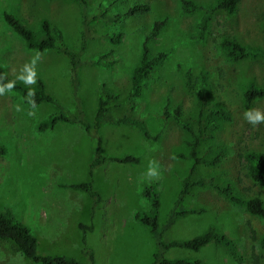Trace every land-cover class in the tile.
Listing matches in <instances>:
<instances>
[{
  "label": "rangeland",
  "instance_id": "1",
  "mask_svg": "<svg viewBox=\"0 0 264 264\" xmlns=\"http://www.w3.org/2000/svg\"><path fill=\"white\" fill-rule=\"evenodd\" d=\"M180 1L0 0V67L8 78L27 85L41 79L54 98L52 103L30 106L19 94L0 88V143L6 149L0 154V210L10 209L29 228L37 239L38 254L89 263V250L92 264H153L156 241L149 228L134 219V213L149 210L150 202L141 190L144 184L155 182L162 240H186L212 227L235 242L238 257L233 259L225 247L210 242L197 251L170 247L163 252L165 258H196L204 264H262L264 249L259 239L264 236V219L209 189L192 188L178 205L203 212L179 216L166 227L180 181L193 159L188 157L189 133L172 117L166 118L163 108L167 106L171 112L179 106L181 120L197 132L200 115L191 88L201 75L205 76V109L225 108L230 118L216 119L218 127L201 139L198 149L202 158L213 157L222 149L225 156L216 166L199 165L196 176H211L219 184L231 182L236 194L245 198L259 194L264 203V187L248 177L244 159L249 150L264 155V121L253 125L245 115L254 117L258 112L264 116V98L255 100L250 109L243 104L248 82L264 86V59L233 62L219 44L229 37L264 47V0H240L233 14L216 9L203 38L197 33L201 10L214 7L219 0H191L201 10L188 12ZM136 3L149 4V10L127 14ZM4 13L13 14L32 30L46 20L52 34L73 52H80L84 43L77 92L68 58L55 49L27 48L5 23ZM156 20H165V24L149 47L151 53L165 51L167 55L145 80L129 113L142 119L158 138L147 139L132 126L109 123L93 135L78 124L65 122L37 129L40 121L60 110L75 115L81 112L91 121L102 84L118 95L119 107L112 115L125 113L130 74ZM116 33H121V41L115 44L109 36ZM97 59L108 64H97ZM97 142L105 156L132 155L138 161L107 160L94 168L91 178L88 169ZM150 167L156 168V177L147 175ZM90 179L98 201L68 186ZM80 223L93 224L84 233V243ZM0 264L39 263L24 257L11 242L0 240Z\"/></svg>",
  "mask_w": 264,
  "mask_h": 264
},
{
  "label": "trees",
  "instance_id": "2",
  "mask_svg": "<svg viewBox=\"0 0 264 264\" xmlns=\"http://www.w3.org/2000/svg\"><path fill=\"white\" fill-rule=\"evenodd\" d=\"M240 0H219L218 3L206 10H201L191 0H181V5L185 11L201 10L202 13L198 20V36L203 38L207 33L209 21L216 9H222L227 14H233ZM149 10V4L136 3L131 6L127 14L134 15L137 13ZM3 19L5 23L21 37L25 46L29 49L42 51L46 49H55L64 54L70 64L71 82L73 83L74 92H77L76 81L78 79V69L81 66L80 53L84 50V43L81 44L80 52H73L68 49L62 40L55 37L50 29V25L46 20L40 22L38 30H32L25 26L16 16L11 13H4ZM165 24V20H156L150 33L144 38L140 47V53L137 58V63L133 67L130 78V92L127 99L128 109L120 116H113L112 110L119 107L118 95L113 91L106 89L104 84L97 94V107L93 119L91 121L83 118L82 113L77 115L69 114L62 110L49 114L45 119L37 124L38 130L51 129L57 122H65L70 124L80 125L86 134H95L104 123L113 125H129L137 129L145 138L155 140L158 134L149 132L145 122L129 113L132 111L135 104V99L141 95L142 89L145 86V80L150 76L154 68L166 57L165 51H157L151 53L149 41L158 35L159 31ZM109 41L112 43H119L121 41V33H116L109 36ZM220 47L225 53L226 57L233 61H242L245 59H264V47L252 46L249 44H242L234 38L224 37L220 41ZM97 64H108L101 59L95 61ZM0 88L13 91L19 94L24 102L30 106H36L41 102L52 103L54 98L51 94L45 91L44 84L41 79H37L32 85H27L20 79L8 78L4 70L0 67ZM198 88V89H197ZM197 99V106L199 108V124L197 132H194L191 126L181 120L180 107H174L173 111L169 112L167 106L163 108L164 116L166 118L172 117L181 127L190 135L187 141L189 155L193 162L188 169L186 175L180 181V188L167 218L166 227L173 223L175 218L191 213H201V208H178L182 198L187 195L194 187L209 189L218 193L228 203L243 207L249 214L264 219V203L259 194L253 197L245 198L238 195L234 191V185L231 182L224 184L217 183L213 177L196 176V169L199 165L216 166L225 156V151L222 149L216 155L210 158H202L199 155L200 141L204 137L211 136V131L218 127L216 119L228 120L230 118L228 111L225 108H206L205 99V76L201 75L200 81L195 87H192ZM264 98V86H259L253 82H248L243 91V104L246 109H250L255 103V100ZM205 109V110H204ZM6 152L3 144L0 143V154ZM180 156L184 157L183 154ZM244 159L247 163V175L253 183L264 187V155L255 150H249L244 154ZM111 160L120 163L137 162L138 158L132 155L122 157L105 156L99 152V142L96 144L95 156L89 163L88 175L92 178L93 170L96 166L103 164L105 161ZM70 188L80 189L88 193L89 196L99 199L98 192L93 189L91 179L85 182L73 183L68 185ZM141 194L149 200L150 208L148 211H136L134 219L141 224L147 226L151 235L154 237L157 249L152 255L153 264H204L200 259L196 258H180L167 259L163 256V252L170 247H182L194 251L199 250L204 245L214 242L222 245L227 250L230 257L237 259L235 242L222 233H217L212 227L208 228L204 233L193 236L186 240H170L164 241L161 238V232L158 227V207H159V192L155 182L144 184ZM96 201V202H97ZM93 212H91L92 216ZM82 230V241L84 243V233L93 229V224L85 225L78 224ZM0 240L11 242L14 247L22 253V255L33 262L39 264H92V252L86 250V254L90 259L89 263L81 262L72 257H65L60 255H40L37 253V239L31 233L29 228L22 222L14 218L10 209L0 210ZM259 244L264 249V236L259 239ZM254 261L257 257L253 255ZM264 264V259L262 261Z\"/></svg>",
  "mask_w": 264,
  "mask_h": 264
},
{
  "label": "clouds",
  "instance_id": "3",
  "mask_svg": "<svg viewBox=\"0 0 264 264\" xmlns=\"http://www.w3.org/2000/svg\"><path fill=\"white\" fill-rule=\"evenodd\" d=\"M246 117L250 119V121L255 125L257 122L264 121V116H262L260 113H256L255 116H250L248 113L245 114ZM149 177H156L158 175L156 168L150 167L149 171L147 173Z\"/></svg>",
  "mask_w": 264,
  "mask_h": 264
}]
</instances>
